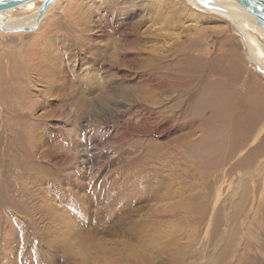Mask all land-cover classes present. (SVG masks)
Listing matches in <instances>:
<instances>
[{
	"label": "rangeland",
	"instance_id": "rangeland-1",
	"mask_svg": "<svg viewBox=\"0 0 264 264\" xmlns=\"http://www.w3.org/2000/svg\"><path fill=\"white\" fill-rule=\"evenodd\" d=\"M229 26L186 0H58L35 31L0 33V264H264V119L227 160L221 126L173 159L126 151L225 97L200 81L234 103L264 91ZM189 50L202 72L157 89V63L177 76Z\"/></svg>",
	"mask_w": 264,
	"mask_h": 264
},
{
	"label": "bare ground",
	"instance_id": "bare-ground-1",
	"mask_svg": "<svg viewBox=\"0 0 264 264\" xmlns=\"http://www.w3.org/2000/svg\"><path fill=\"white\" fill-rule=\"evenodd\" d=\"M42 1L43 0H33L17 8L0 12V23L2 24L4 28H7V29H14V28H19V27H33L35 25V19H36L38 8ZM57 1L58 0L53 1L48 6L47 10L49 9L51 5H53ZM186 1H188L191 5H193L197 9L203 10L205 12H210L211 14L217 16L218 18H221L224 21H226L227 24L231 26V29L233 30V34H235V36H237L238 39L243 43L242 48L245 51L246 58L249 60L248 62L249 65L252 67H255L256 70L257 68H259L260 70L264 71V30L255 23V21L246 11H244L233 0H212L214 5L219 8V10H215V11H209V10L204 9L202 6L198 5L194 0H186ZM39 25L40 24H38V26ZM0 33H3V32L0 31ZM193 50L179 51L181 55L179 56V59L175 62V65H177L176 66L177 76L170 74L173 71L172 69H171L172 70L171 72L164 71L166 69L163 70L161 67L163 62L157 63V65L155 66L156 68L154 67L156 70L154 71L155 72L154 81H156L155 86L157 89L162 88L164 90L170 91L171 89L175 87H178V88L181 86L184 87L183 85L185 83L183 82L182 77L180 78L179 76H182L188 73L190 75H193L194 77L195 75L200 73V71L204 68L205 64L203 60L195 56L196 53ZM241 66L239 64V67ZM211 71H213L212 72L213 77L217 76L215 73L216 72L215 69H212ZM206 81L208 82L205 83ZM206 81L205 82L200 81L198 88L216 87L219 90V93H221V95H224L225 97L217 96V98L209 100L208 106L211 108L209 109L207 113L203 114L197 110L196 112H193V117L192 118L190 117L187 120H185L186 114L182 113L179 117V119L181 120L178 123L179 124L178 125L179 134L169 138L166 142L159 144L158 142H155L154 140L150 141V138H149V141L148 140L141 141V142L133 141L129 143V146L126 150L127 153L130 154L131 151L134 149V153L136 154V156L133 158H136V159H139L138 157L140 154L147 153V152H151L152 153L151 156L153 157L166 156L167 158L173 159V156L179 153V151H187L188 149L187 147H189V144H190V140H189L190 134H193L196 131H201L204 128H207V129L210 128L212 130L213 128H216L215 126L222 127V128H219V130L218 129L216 130L218 136L220 135L229 136L228 142H224L226 143L224 146L225 151H226V158H225L226 160L232 157L238 149L244 147L246 142L249 139H251L252 134H253L252 131L255 130L258 124L262 122L264 119V91L259 92V91L250 90L249 92H246V94L243 96L242 101L234 103V100L233 102L230 100L231 97L234 99V89L231 88V86L228 85L224 79H220V77L214 78V79L208 78ZM248 84L250 86L249 88H251L252 85L250 84V80ZM205 104L206 102L204 103V106ZM161 111L163 112V110ZM164 112L166 113L162 116L163 118H170V119L172 118L173 120L172 123H176V120L173 119V116L170 117V115L167 113V110H165ZM173 126L174 125L171 124L170 126H168L167 128L163 130H158L156 134L163 135V134H166L167 132H171V130L173 129ZM184 129H187V131H184ZM214 132L212 133L214 134ZM217 135L214 134L213 136H217ZM262 142H264V137L262 138ZM259 148L260 147H258V149H254L253 152L258 151ZM221 150L223 151V149ZM174 151H177V153H175ZM212 154H213V157L211 158H215V156L216 158H218L217 156L219 155L218 152H217V155L214 154V152H212ZM125 156H123L124 157L123 159L126 158ZM208 156L210 157V155ZM127 159H129V157H127ZM223 160L224 158L221 157L222 162ZM120 161H122V158H120ZM221 161L219 158L218 166H220V163L222 164ZM125 162H126L125 166L122 167V170L135 169L131 166L132 164L131 162L129 163L127 161ZM140 163L141 165L139 164L140 166L136 169H142L143 168L142 166L147 164L145 159L142 160ZM204 165L205 164L202 165V161L200 160L196 164V167L205 169L203 167ZM211 166H213L214 168H218V166L216 167V164H213ZM159 186H164V185H159ZM165 187H168V185H165ZM168 195H169V191H167L166 189L165 196H168ZM127 256L128 255H126V257ZM102 258L103 259H101L100 264H122V261H123L122 256L121 257L118 256L115 258H110L109 256L108 258H106L105 256Z\"/></svg>",
	"mask_w": 264,
	"mask_h": 264
},
{
	"label": "water",
	"instance_id": "water-1",
	"mask_svg": "<svg viewBox=\"0 0 264 264\" xmlns=\"http://www.w3.org/2000/svg\"><path fill=\"white\" fill-rule=\"evenodd\" d=\"M33 1V0H30ZM55 0H43L38 8L35 25L33 27H19L14 29H7L0 23V31L3 33L13 34V33H30L38 28V24L42 21L44 14L48 6ZM198 5L202 6L204 9L209 11L219 10L217 6L214 5L212 0H194ZM237 5H239L244 11H246L255 23L264 30V0H233ZM29 0H0V12L11 10L17 8ZM257 70L264 75V71L257 68Z\"/></svg>",
	"mask_w": 264,
	"mask_h": 264
},
{
	"label": "snow or ice",
	"instance_id": "snow-or-ice-1",
	"mask_svg": "<svg viewBox=\"0 0 264 264\" xmlns=\"http://www.w3.org/2000/svg\"><path fill=\"white\" fill-rule=\"evenodd\" d=\"M29 2H30V0H29Z\"/></svg>",
	"mask_w": 264,
	"mask_h": 264
}]
</instances>
